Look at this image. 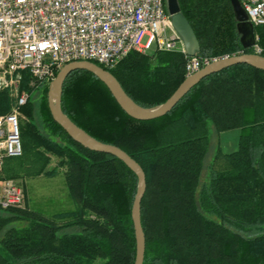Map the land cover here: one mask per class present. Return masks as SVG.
<instances>
[{
  "label": "trees",
  "instance_id": "obj_1",
  "mask_svg": "<svg viewBox=\"0 0 264 264\" xmlns=\"http://www.w3.org/2000/svg\"><path fill=\"white\" fill-rule=\"evenodd\" d=\"M177 1L196 35V55L241 47L229 0ZM253 33L264 46V24H254ZM184 60L179 51L129 50L102 67L134 102L150 107L184 78ZM25 80L23 73L20 87L30 92L40 86L41 96L36 106L29 95L20 106L26 118L19 135L60 156L73 207L49 216L0 212V264H133L135 174L118 157L70 137L50 115L48 84L30 87ZM6 92L0 90V112ZM60 107L141 166L142 264H264V69L227 65L201 77L162 115L138 119L93 73L73 68L61 82ZM209 126L216 132L238 128L235 148L217 147L206 159ZM17 156L6 157L2 168Z\"/></svg>",
  "mask_w": 264,
  "mask_h": 264
},
{
  "label": "built area",
  "instance_id": "obj_2",
  "mask_svg": "<svg viewBox=\"0 0 264 264\" xmlns=\"http://www.w3.org/2000/svg\"><path fill=\"white\" fill-rule=\"evenodd\" d=\"M238 1L253 25L264 24V0ZM129 50L179 51L187 75L221 56L263 55L264 46L254 34L250 45L230 54L188 55L163 0H0V90L14 96L0 112V208L24 202L22 184L2 173L4 159L21 153L18 108L29 95L20 87L23 73L26 86L48 84L64 62L86 59L112 67Z\"/></svg>",
  "mask_w": 264,
  "mask_h": 264
},
{
  "label": "water",
  "instance_id": "obj_3",
  "mask_svg": "<svg viewBox=\"0 0 264 264\" xmlns=\"http://www.w3.org/2000/svg\"><path fill=\"white\" fill-rule=\"evenodd\" d=\"M238 41L241 46H248L254 41L253 24L247 19L246 13L238 0H229ZM164 6L169 14L170 24L178 33L185 53L196 54L199 50L196 35L179 9L177 0H164ZM244 62L254 67L264 69V55L243 52L221 56L208 61L198 69L184 76L172 92L154 106L144 107L134 102L122 89L114 75L107 69L86 59H74L64 62L49 81L46 91V102L50 115L65 132L83 146L110 153L122 160L136 176V188L133 194L130 217L134 233L135 253L133 264H142L144 252V235L140 222V199L145 189V177L141 166L129 154L117 145L102 142L72 122L60 107L61 82L64 76L73 68H83L93 73L108 88L118 105L130 116L138 119H149L162 115L204 75L230 64Z\"/></svg>",
  "mask_w": 264,
  "mask_h": 264
},
{
  "label": "rangeland",
  "instance_id": "obj_4",
  "mask_svg": "<svg viewBox=\"0 0 264 264\" xmlns=\"http://www.w3.org/2000/svg\"><path fill=\"white\" fill-rule=\"evenodd\" d=\"M6 96L7 107L3 111H7L14 103L12 93L6 92ZM29 96L34 106H36L41 96L40 86L33 88L29 92ZM18 117L20 123L25 121L26 117L20 110V106ZM237 134L238 128L216 132L209 126L206 159H209L217 147L222 151L234 149ZM20 139L22 144L21 153L5 162L2 173L11 175L14 180L22 184L24 202L20 207L8 208L7 210L0 208V212L20 214L21 210H31L49 216L54 211L72 208L73 202L64 183L63 170L65 166L60 162V156L45 149L26 134L20 133Z\"/></svg>",
  "mask_w": 264,
  "mask_h": 264
},
{
  "label": "crops",
  "instance_id": "obj_5",
  "mask_svg": "<svg viewBox=\"0 0 264 264\" xmlns=\"http://www.w3.org/2000/svg\"><path fill=\"white\" fill-rule=\"evenodd\" d=\"M69 208H66V209H60V210H58V211H64V210H68ZM58 211H54L53 213H56V212H58Z\"/></svg>",
  "mask_w": 264,
  "mask_h": 264
}]
</instances>
